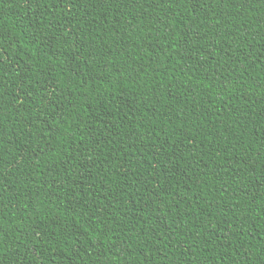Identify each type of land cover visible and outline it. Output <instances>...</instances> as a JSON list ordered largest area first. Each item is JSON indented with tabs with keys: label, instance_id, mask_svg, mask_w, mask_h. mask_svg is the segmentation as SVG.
Instances as JSON below:
<instances>
[{
	"label": "trees",
	"instance_id": "trees-1",
	"mask_svg": "<svg viewBox=\"0 0 264 264\" xmlns=\"http://www.w3.org/2000/svg\"><path fill=\"white\" fill-rule=\"evenodd\" d=\"M236 5L0 0V264H264V0Z\"/></svg>",
	"mask_w": 264,
	"mask_h": 264
},
{
	"label": "snow or ice",
	"instance_id": "snow-or-ice-1",
	"mask_svg": "<svg viewBox=\"0 0 264 264\" xmlns=\"http://www.w3.org/2000/svg\"><path fill=\"white\" fill-rule=\"evenodd\" d=\"M30 2L39 3V0H30ZM53 2L54 3L59 2L62 5L64 3V0H53ZM198 2H202V0H198ZM249 2L250 0H237L236 6L246 7L249 4ZM2 40H3V34L0 33V97H3L6 94L4 92V84H3V79H2L4 71H5V61L11 59V57H9L8 55L7 48L3 47ZM18 66H19V61L15 63H10L8 65L9 72L11 73V70L16 69ZM197 239H199V237H197Z\"/></svg>",
	"mask_w": 264,
	"mask_h": 264
}]
</instances>
